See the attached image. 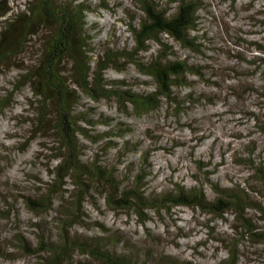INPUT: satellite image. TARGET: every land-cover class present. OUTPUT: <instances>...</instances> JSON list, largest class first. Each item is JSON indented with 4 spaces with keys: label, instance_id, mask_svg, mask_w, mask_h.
I'll list each match as a JSON object with an SVG mask.
<instances>
[{
    "label": "rangeland",
    "instance_id": "374dc122",
    "mask_svg": "<svg viewBox=\"0 0 264 264\" xmlns=\"http://www.w3.org/2000/svg\"><path fill=\"white\" fill-rule=\"evenodd\" d=\"M25 1L30 0H10V5L23 8ZM82 1H90L94 7L88 14V30L91 25V31L99 38L108 35L117 39L120 47L133 48L134 38L129 35L126 21L141 16L137 0ZM105 1L109 6L99 4ZM157 1L163 6L168 4V0ZM202 1L199 24L193 31L200 37L202 51L166 40L173 43L177 58L193 63L203 72L198 76L190 74L189 83L176 89L179 98L191 93L193 101L187 100L180 107L163 101L153 111H135L131 106L125 111L115 99L94 101L83 93L82 107L78 109L90 110L100 120L109 114L115 122L130 121L136 137L132 134L126 137L143 141L142 149L132 158L137 159L141 151L152 150L150 189L171 188L173 181L192 186L208 181V176L228 186L231 182L253 184L260 192L250 195L263 200V210L249 209V212L258 232H264V183L251 166V163L264 166V96L249 91L251 80L263 79L260 71L250 69L249 66L255 65L246 61V56L256 54V39L263 35L264 0ZM43 33L32 37L28 47L12 56L9 63L0 65V249L12 252L7 258L0 257V264H43L39 254L27 253L22 243L26 242L31 249L29 244H37L43 230L56 237L60 230L58 211L61 214V209L73 202L69 194L65 195L67 201L62 207L64 202L56 198V204L62 208L48 212H37L25 203L28 198H43L47 194L49 183L55 180L58 162L53 119L41 124L37 114L39 100L24 73L39 58ZM108 46L102 43L97 50L104 56ZM160 49L161 46L150 42L148 51L141 54L150 58ZM64 65L69 76L73 70L71 62ZM107 75L126 78L139 89L146 87L141 80L146 77L141 76L135 65L127 64L121 70L113 66ZM101 127L105 128L103 123L92 130L99 131ZM114 139L122 142L124 138ZM83 140L88 146L86 158L99 157L116 165V147L105 152L100 143ZM67 183L69 190H75L70 179ZM82 204L91 221H104L111 232L129 240L124 245L147 252L153 260L151 264H171L173 257L177 260L174 264H232L231 251L236 254L235 264H264V241L259 237H242L241 223L232 213L220 217L200 208L171 205L150 208L143 222L133 210H107L103 197L87 198ZM91 223L92 230H97ZM76 228L77 232L88 231L78 224L73 230ZM160 253L172 259L167 263L157 261ZM71 264L100 263L88 259L81 262L76 257Z\"/></svg>",
    "mask_w": 264,
    "mask_h": 264
},
{
    "label": "trees",
    "instance_id": "16d2710c",
    "mask_svg": "<svg viewBox=\"0 0 264 264\" xmlns=\"http://www.w3.org/2000/svg\"><path fill=\"white\" fill-rule=\"evenodd\" d=\"M137 3L141 16L126 21L129 35L134 38L133 48L128 49L120 47L117 39L108 35L101 38L94 35L91 25L88 30V14L94 9L90 1L30 0L25 1L22 8L10 5V0H0V65L9 63L12 56L28 47L32 37L44 32L39 58L24 73L33 95L39 100L37 114L41 124L53 119L58 144L55 180L49 183L50 187L43 198H28L25 203L37 212H48L65 207V195L69 194V200L73 199L68 207L61 209V214L57 210L60 230L56 237L43 230L38 243L34 246L29 244L31 249L27 248L26 242L22 243L27 253L39 254L43 264H71L76 257L81 262L88 259L100 264L153 263L147 252L145 254L124 245V242L129 244V240L116 231L111 232L104 221L92 220L98 231L92 230L91 218L82 204L91 197H103L105 208L110 211L133 210L143 222L150 208L171 205L200 208L220 217L232 213L241 223L242 237H259L264 241V232H258L249 212V209L263 210V200H256L254 195H250L260 192L253 184L231 182L232 185L228 186L208 176V181L192 186L173 181L171 188L162 191L150 189L149 173L153 166L149 151L152 150L141 151L137 159L132 158L142 149L143 141L126 137L128 134L136 137L135 130L129 126L130 121L115 122L109 114L100 120L90 110L78 109L82 107L80 101L83 93L94 101L115 99L125 111L129 106L135 111H153L163 101L175 107L184 106L187 100L193 101L191 93L183 99L179 98L181 96L176 89L189 83L190 74L198 76L203 72L193 63L177 58L173 43L166 40L193 51H202L199 47L200 37L193 31L198 27L203 1L168 0L164 6L157 0H137ZM99 4L109 6L106 1ZM262 33V37L256 39V54L246 56V61L249 65H255L249 66L250 69L256 73L260 71L263 79L261 82L251 80L249 91L260 92L264 96V30ZM150 42H155L162 49L146 58L141 52L148 51ZM102 43L109 45L104 56L97 50ZM67 61L71 62L73 69L69 76L64 65ZM127 64L135 65L141 76L146 77L141 78L145 88H137L126 78L107 75L113 66L121 70ZM136 79L138 81L140 78ZM100 122L105 128L92 130L102 124ZM115 137L124 139L118 142ZM83 138L100 143L105 152L116 147V165L99 157L86 158L88 146ZM51 147L55 149V146ZM249 161H253L251 154ZM251 166L260 182L264 183V166L253 163ZM69 179L74 184L73 191L67 186ZM56 198L62 199V207L56 204ZM76 224L88 231L73 230ZM35 225L40 227L39 222H35ZM11 253L0 249L3 259ZM161 254L157 261L167 263L172 259ZM231 254L232 264H235L236 254L232 251ZM173 259L176 263L177 260Z\"/></svg>",
    "mask_w": 264,
    "mask_h": 264
}]
</instances>
